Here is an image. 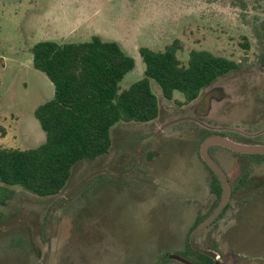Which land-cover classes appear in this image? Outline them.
<instances>
[{"label":"rangeland","instance_id":"obj_1","mask_svg":"<svg viewBox=\"0 0 264 264\" xmlns=\"http://www.w3.org/2000/svg\"><path fill=\"white\" fill-rule=\"evenodd\" d=\"M233 2L0 0V147L28 149L45 139L34 110L54 87L32 64L38 41H116L135 60L121 89L143 77L141 46L160 51L178 40L182 64L192 49L240 62L186 103L178 91L165 99L150 79L157 118L114 125L109 151L76 162L56 195L15 187L0 207V264H154L165 251L197 264L180 250L197 216L220 198L209 189L202 142L217 134L264 144V64L252 31L264 26V0ZM206 154L233 189L221 217L197 233V246L218 264H264V159L218 145ZM172 262L162 264H180Z\"/></svg>","mask_w":264,"mask_h":264},{"label":"trees","instance_id":"obj_2","mask_svg":"<svg viewBox=\"0 0 264 264\" xmlns=\"http://www.w3.org/2000/svg\"><path fill=\"white\" fill-rule=\"evenodd\" d=\"M233 3L246 6L245 0ZM252 31L260 48L258 58L264 64V26L255 25ZM180 47L178 40L160 51L139 47L145 65L143 77L121 89L119 82L135 67V60L116 41L92 35L85 41L36 42L30 48L32 64L54 87L53 97L34 110L45 139L28 149L0 147V207L9 203L17 186L39 197L58 194L76 162L94 160L109 151L114 125L157 118L159 103L150 79L159 85L165 99H172L178 91L186 103L216 78L240 67V62L197 49L190 50L182 64L177 56ZM246 175L238 179L237 187L246 182ZM209 189L216 196L221 193L214 174ZM3 215L0 210V219ZM202 219L197 216L191 229ZM186 250L196 253L202 264H212V258L195 252L188 242Z\"/></svg>","mask_w":264,"mask_h":264},{"label":"water","instance_id":"obj_3","mask_svg":"<svg viewBox=\"0 0 264 264\" xmlns=\"http://www.w3.org/2000/svg\"><path fill=\"white\" fill-rule=\"evenodd\" d=\"M211 145H218L225 147L229 150L240 152V153H249V154H264V144H243L239 142H235L233 140L228 139L227 137L220 136L217 134H211L204 139L201 144L200 152L203 161L207 164L210 170L214 173L216 178L218 179L221 187V195L218 203L214 207V209L209 213V215L190 233L189 236V244L196 251L203 253L211 258H214V264H218L217 256L214 252L200 248L197 246L195 237L197 233L209 225L215 218L219 216L221 211L223 210L225 204L228 201L230 194V184L229 181L224 174V172L209 158L206 154V150ZM170 257L178 259L186 264H193L184 258L178 257L177 255H171Z\"/></svg>","mask_w":264,"mask_h":264},{"label":"flooded vegetation","instance_id":"obj_4","mask_svg":"<svg viewBox=\"0 0 264 264\" xmlns=\"http://www.w3.org/2000/svg\"><path fill=\"white\" fill-rule=\"evenodd\" d=\"M212 146V145H211ZM247 154H249V153H247ZM261 155H264V154H261ZM201 156V155H200ZM259 159V158H258ZM204 162V161H203ZM260 162V161H259ZM204 164H205V166L206 167H208L207 166V164L204 162ZM207 169H209L210 170V168L208 167ZM210 172L212 173V174H214L211 170H210ZM226 175V174H225ZM227 177V176H226ZM228 179V178H227ZM218 180V179H217ZM219 182V181H218ZM220 184V183H219ZM230 184V183H229ZM235 187H237V183H236V185H235ZM221 188V187H220ZM233 189V188H232ZM232 189H231V186H230V194H231V192H232ZM230 194H229V196H230ZM220 195H221V193H220ZM219 195V196H220ZM220 199V198H219ZM229 199V198H228ZM219 201V200H218ZM218 201H217V203H218ZM228 202V201H227ZM216 203V204H217ZM226 205H228L227 203L225 204V206ZM216 205H214V207H215ZM225 206H224V208H225ZM214 207L212 208V210L214 209ZM224 208H223V210H224ZM212 210H210V212L212 211ZM221 211V213L219 214V216L217 217V218H215L209 225H211V224H213L215 221H217L220 217H221V214L226 210H224V211ZM209 212V213H210ZM209 213L205 216V217H203V219L197 224V225H195L194 226V228H192L191 229V231H190V233L209 215ZM208 226V225H207ZM190 233H189V236H190ZM195 241H196V239H195ZM188 242V244H189V237H188V239L186 240V243ZM189 246L191 247V245L189 244ZM192 248V247H191ZM193 249V248H192ZM195 252H198V251H196L195 249H193ZM182 253H184L187 257H189L190 259H192L193 261H195V262H197V264H202L201 263V259L198 257V255L196 254V253H189L187 250H186V246H185V248H184V250H180ZM198 253H200V252H198ZM200 254H203V253H200ZM171 255H176V254H174V253H169V252H167V251H165V253H161V256H163L162 257V259L160 258V259H156L155 258V262H154V264H162L163 262H167V261H174V262H172V263H175V261H177L178 263H180V264H183L184 262H182V261H180V260H178V259H175V258H172V257H170ZM203 255H205V254H203ZM205 256H207V255H205ZM209 257V256H208ZM211 258V257H210ZM218 259V258H217ZM213 262L214 261H212V264H213ZM186 264V263H185Z\"/></svg>","mask_w":264,"mask_h":264}]
</instances>
